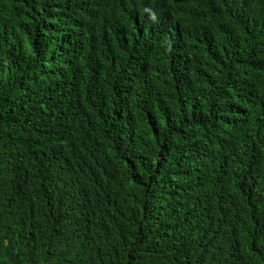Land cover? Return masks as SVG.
I'll use <instances>...</instances> for the list:
<instances>
[{
  "label": "trees",
  "instance_id": "1",
  "mask_svg": "<svg viewBox=\"0 0 264 264\" xmlns=\"http://www.w3.org/2000/svg\"><path fill=\"white\" fill-rule=\"evenodd\" d=\"M0 264H264V0H0Z\"/></svg>",
  "mask_w": 264,
  "mask_h": 264
}]
</instances>
